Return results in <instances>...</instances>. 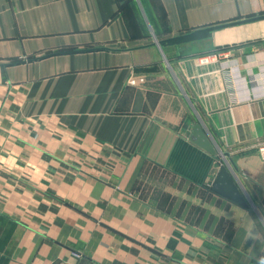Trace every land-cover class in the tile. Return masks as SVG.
Masks as SVG:
<instances>
[{
    "label": "crops",
    "instance_id": "0c3cea01",
    "mask_svg": "<svg viewBox=\"0 0 264 264\" xmlns=\"http://www.w3.org/2000/svg\"><path fill=\"white\" fill-rule=\"evenodd\" d=\"M262 13L0 0V264H264V20L150 45ZM197 122L257 208L213 191Z\"/></svg>",
    "mask_w": 264,
    "mask_h": 264
},
{
    "label": "water",
    "instance_id": "95a60500",
    "mask_svg": "<svg viewBox=\"0 0 264 264\" xmlns=\"http://www.w3.org/2000/svg\"><path fill=\"white\" fill-rule=\"evenodd\" d=\"M263 20H264V13L254 16H249L243 19L197 28L190 32L181 33L170 37L162 38L159 40H155L150 45H158L160 48L180 45L196 40L210 38L213 36V34L216 31L221 29L248 24L257 21H263ZM92 50H112V48L95 47V48L81 49L78 51H92ZM189 140L192 143L196 144L197 146L201 147L206 152L214 155L218 160L220 158H223L225 160V163L221 165L214 179L212 185L213 191L241 206L244 207L254 206L255 208H257V205L252 204L243 193L242 189L240 188V186L238 185L235 179V176L233 174L234 171L231 169L232 166L230 164V161L226 159L227 156L225 154H222V152L218 150V148L215 146V144L213 143V141L205 131L201 122H197L193 125L192 132L189 136Z\"/></svg>",
    "mask_w": 264,
    "mask_h": 264
},
{
    "label": "built area",
    "instance_id": "2783aa9c",
    "mask_svg": "<svg viewBox=\"0 0 264 264\" xmlns=\"http://www.w3.org/2000/svg\"><path fill=\"white\" fill-rule=\"evenodd\" d=\"M212 56L210 55H205V56H202L200 58L201 62L202 63H207L210 61ZM145 82V77L144 76H131L129 78V84L131 85H140L142 83ZM259 150L261 152V154L264 156V143H262L260 146H259ZM49 264H57V263H49Z\"/></svg>",
    "mask_w": 264,
    "mask_h": 264
}]
</instances>
